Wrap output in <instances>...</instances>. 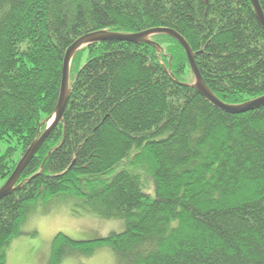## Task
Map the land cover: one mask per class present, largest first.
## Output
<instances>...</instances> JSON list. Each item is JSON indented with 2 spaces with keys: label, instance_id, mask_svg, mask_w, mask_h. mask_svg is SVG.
<instances>
[{
  "label": "trees",
  "instance_id": "trees-1",
  "mask_svg": "<svg viewBox=\"0 0 264 264\" xmlns=\"http://www.w3.org/2000/svg\"><path fill=\"white\" fill-rule=\"evenodd\" d=\"M153 27L188 41L225 102L264 95L251 0H0V187L55 113L67 49L90 32ZM151 39L162 49L100 41L75 54L62 121L0 200V264L29 210L59 196L125 230L59 232L48 264L103 245L118 264H264V106L216 107L195 88L181 42Z\"/></svg>",
  "mask_w": 264,
  "mask_h": 264
},
{
  "label": "rangeland",
  "instance_id": "rangeland-1",
  "mask_svg": "<svg viewBox=\"0 0 264 264\" xmlns=\"http://www.w3.org/2000/svg\"><path fill=\"white\" fill-rule=\"evenodd\" d=\"M29 211L20 233L7 247V264H48L52 241L59 232L75 240H87L125 230L123 220L105 219L80 211L72 199L66 196L41 201ZM61 264L118 263L113 248L103 245L92 256H68Z\"/></svg>",
  "mask_w": 264,
  "mask_h": 264
},
{
  "label": "water",
  "instance_id": "water-1",
  "mask_svg": "<svg viewBox=\"0 0 264 264\" xmlns=\"http://www.w3.org/2000/svg\"><path fill=\"white\" fill-rule=\"evenodd\" d=\"M257 17L264 27V10L260 0H251ZM156 34H168L177 38L186 50L188 59L195 75V88L213 105L227 111L229 113H244L259 107L264 106V95L247 100L242 103H228L219 98L212 89L208 86L203 78V75L197 65L195 53L188 43V41L175 29L170 27H153L139 32L122 33L109 30H99L90 32L80 36L66 51L63 62V74L59 100L55 113L48 123L45 131L33 141L31 146L25 152L24 156L19 161L17 167L8 178V180L0 187V200L14 192L18 187L16 186L22 173L29 165L31 160L35 157L37 152L42 147L43 143L47 140L49 135L55 130L58 124L62 121L64 112L71 97V83H70V69L73 57L83 47L90 43L100 41H128L133 43H148L153 44L162 49V46L151 39V36Z\"/></svg>",
  "mask_w": 264,
  "mask_h": 264
}]
</instances>
